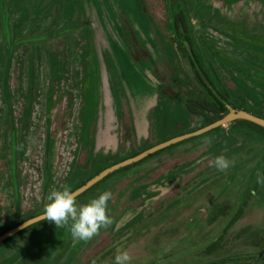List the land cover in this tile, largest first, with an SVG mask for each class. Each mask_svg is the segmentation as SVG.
I'll return each instance as SVG.
<instances>
[{
    "label": "rangeland",
    "instance_id": "374dc122",
    "mask_svg": "<svg viewBox=\"0 0 264 264\" xmlns=\"http://www.w3.org/2000/svg\"><path fill=\"white\" fill-rule=\"evenodd\" d=\"M186 37L214 83L264 117V0H0V233L60 185L206 125L187 110ZM262 153L228 124L184 140L77 199L112 192L115 223L99 236L76 242L49 222L2 244L0 264H113L118 249L156 264L234 209L215 247L166 264H264ZM220 154L224 172L211 166Z\"/></svg>",
    "mask_w": 264,
    "mask_h": 264
},
{
    "label": "trees",
    "instance_id": "16d2710c",
    "mask_svg": "<svg viewBox=\"0 0 264 264\" xmlns=\"http://www.w3.org/2000/svg\"><path fill=\"white\" fill-rule=\"evenodd\" d=\"M175 26L178 27V24L176 22H175ZM186 41H187V46L189 47L190 51H189V58L183 60V68H184L186 80L188 81L193 92L197 96V99L195 101H193V103H191L190 105L187 106V110L189 113L202 118L206 122V125L211 124V123L221 119L222 117H224L227 114L228 110L246 111V112L251 113L257 117L264 118L262 116L257 115L255 112H253L252 110L248 109L245 106L236 105L232 101L231 95L228 93V91L225 90L223 87L216 85L214 83V81L210 78L208 73H206L204 71L203 64L201 63L202 60H200V58H202L204 56L202 53L203 51L200 49V47L196 43H194V41H192V39H189L188 37H186ZM228 125L230 126V128L234 132L246 137L248 140L260 139V141L264 142V128H262V127H259L255 124H253L249 121H245V120H236L234 122L229 123ZM219 129H221V127H218L212 131H217ZM177 144L169 146V147H167L161 151H158V152L148 156L147 158L143 159L142 161H144L148 158H151L153 156H156V155L160 154L162 151H165L171 147H174ZM128 158H130V157H128ZM125 159H127V158H124L121 161H123ZM262 161H264V153H262ZM114 164H116V163H114ZM137 164L138 163L127 166L125 168H122V169L108 175L103 180H101L100 182L95 184L93 187H91L89 190H87L86 192H84L83 194L78 196L77 199L84 196L85 194H87L91 190L95 189L96 187H98L102 183H104L106 180H108L114 174L125 171V170H127V169H129V168H131ZM111 165H113V164H111ZM111 165H108L102 169H97L96 171H94L91 174L89 179L93 178L98 173H100L103 169H105ZM87 181H85L81 185L85 184ZM81 185H79L78 187H80ZM78 187H76V189ZM235 215H236V213L232 216L231 220L229 221L227 226L224 228V230L221 232V234L212 243H210L208 246H206L203 249L210 251L213 247H215L217 245V243L220 240V238L222 237V235L226 232V230L230 226L231 222L235 219ZM25 220H27V219H25ZM25 220H23V221H25ZM23 221L19 222L15 226L19 225ZM47 223H49V222L46 220H43L41 222L33 224L30 227L25 228L24 230L18 232L17 234H15V235L11 236L10 238H8L7 240L3 241L2 243H0V246L2 244H4L6 241H8L14 237H17L21 234H24L30 230L37 229L38 227H40L44 224H47ZM12 228L13 227H10V228L4 230L2 233H0V235L3 234L4 232L8 231L9 229H12Z\"/></svg>",
    "mask_w": 264,
    "mask_h": 264
},
{
    "label": "clouds",
    "instance_id": "9594fccd",
    "mask_svg": "<svg viewBox=\"0 0 264 264\" xmlns=\"http://www.w3.org/2000/svg\"><path fill=\"white\" fill-rule=\"evenodd\" d=\"M213 137L206 136L205 145L213 142ZM232 161L223 154L216 155L211 161V166L217 171H227ZM256 181L264 186V172L256 173ZM39 220L54 223L57 228L68 227L72 239L76 242L87 243L99 236L101 229H106L115 223L109 215L108 204L112 199L111 191H103L90 198L83 204L77 203V193L68 184H62L58 189H53L47 195ZM32 221H27L21 228L30 227ZM131 256L127 251L117 250L113 264H131ZM93 264H96L93 261Z\"/></svg>",
    "mask_w": 264,
    "mask_h": 264
},
{
    "label": "water",
    "instance_id": "95a60500",
    "mask_svg": "<svg viewBox=\"0 0 264 264\" xmlns=\"http://www.w3.org/2000/svg\"><path fill=\"white\" fill-rule=\"evenodd\" d=\"M236 120H245V121H249L259 127L264 128V118H260L257 117L251 113H248L246 111H231L228 114H226L224 117H222L221 119L208 124L196 131H193L191 133H187V134H182L180 136H176L173 137L171 139H168L164 142H161L153 147H150L144 151H142L141 153L134 155L130 158H127L123 161H120L116 164H113L105 169H103L100 173H98L96 176H94L93 178L89 179L85 184L81 185L80 187H78L77 189L74 190V192L77 193V197L80 196L81 194H83L84 192H86L87 190H89L91 187H93L95 184H97L98 182H100L101 180H103L105 177H107L108 175L122 169L125 168L127 166L136 164L140 161H142L143 159L147 158L148 156L161 151L169 146L175 145L177 143H180L184 140L190 139L192 137H196L199 135H202L204 133H207L211 130H214L218 127H222L226 124H229L231 122H234ZM236 209H234L230 215L226 218V220L224 221V223L222 224V226L218 229V231L216 232V234L211 237L210 239L206 240L205 242L191 248L188 249L182 253L176 254L174 256H171L169 258H166L156 264H166L168 262H172L175 261L179 258L185 257L189 254H193L203 248H205L206 246H208L210 243H212L220 234L221 232L224 230V228L227 226V224L229 223V221L231 220L232 216L235 214ZM41 215V214H40ZM40 215L31 217L25 221H23L22 223H20L19 225L13 227L12 229H9L8 231L4 232L3 234L0 235V243H2L3 241L7 240L8 238H10L11 236L17 234L18 232L24 230L25 228H21L22 225H24L27 221H32L33 224H36L38 222H41L43 220H39ZM32 224V225H33Z\"/></svg>",
    "mask_w": 264,
    "mask_h": 264
}]
</instances>
